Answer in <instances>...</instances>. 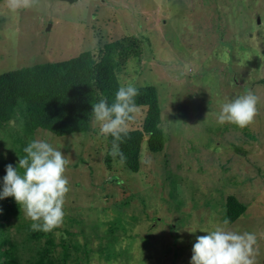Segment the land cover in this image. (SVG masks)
Masks as SVG:
<instances>
[{
	"label": "rangeland",
	"instance_id": "obj_1",
	"mask_svg": "<svg viewBox=\"0 0 264 264\" xmlns=\"http://www.w3.org/2000/svg\"><path fill=\"white\" fill-rule=\"evenodd\" d=\"M123 37L138 41L140 55L117 80L155 88L161 151H148L144 136L131 173L93 118L85 134L54 137L25 133L15 114L0 126V191L6 165L18 167L23 149L44 140L70 160L64 222L50 232L53 254L69 245L65 264H190L196 237L222 225L227 196L245 211L226 227L254 233V264H264V0H36L17 11L0 0V74ZM249 90L258 98L253 123H218L221 106ZM30 224L13 197L0 199V238L21 263L44 245L29 239Z\"/></svg>",
	"mask_w": 264,
	"mask_h": 264
},
{
	"label": "trees",
	"instance_id": "obj_2",
	"mask_svg": "<svg viewBox=\"0 0 264 264\" xmlns=\"http://www.w3.org/2000/svg\"><path fill=\"white\" fill-rule=\"evenodd\" d=\"M138 47L136 39L123 37L99 46L95 52L84 51L64 61L22 67L0 74V126L9 123L18 114L24 132L28 134L36 130L54 137L87 133L93 118L92 105L99 101L101 95L109 105L114 102L120 87L117 73L127 59L138 58ZM260 83L264 85V80ZM136 88L139 93L135 97L136 108H144V116L138 129L122 134L120 150L124 154V162L119 156L115 157L131 173L138 171L140 144L144 136H147L146 147L151 153H158L163 147L156 90L152 86ZM105 140L112 149L113 138L108 136ZM105 164L109 166L108 157ZM244 211L245 206L236 198H225L223 218L229 224ZM27 229L30 240L37 242L44 239V245L35 249L29 260L21 263L15 254L16 245L0 238V264H65L69 257V245L62 243L60 254L55 255L50 232ZM105 254V258L110 257L109 251Z\"/></svg>",
	"mask_w": 264,
	"mask_h": 264
},
{
	"label": "clouds",
	"instance_id": "obj_3",
	"mask_svg": "<svg viewBox=\"0 0 264 264\" xmlns=\"http://www.w3.org/2000/svg\"><path fill=\"white\" fill-rule=\"evenodd\" d=\"M6 3L10 10L17 11L32 7L36 0H6ZM138 94L137 88L129 83L118 87L111 105L102 95L92 105L93 122L99 126V135L105 139L113 138L109 154L113 158L119 156L121 162L125 160L120 150L122 134H126L127 122L137 111L135 97ZM257 104V96L249 90L221 106L218 123L245 128L253 123ZM23 152L26 155L18 162L22 173L18 167L6 165L0 199L13 197L31 221L32 231L51 232L64 222L65 199L70 191L65 173L70 160L44 140L30 142ZM228 224L225 219L222 225L205 232L206 235L196 237L190 264H254L255 234L232 231L226 227Z\"/></svg>",
	"mask_w": 264,
	"mask_h": 264
},
{
	"label": "water",
	"instance_id": "obj_4",
	"mask_svg": "<svg viewBox=\"0 0 264 264\" xmlns=\"http://www.w3.org/2000/svg\"><path fill=\"white\" fill-rule=\"evenodd\" d=\"M61 1H71V0H61Z\"/></svg>",
	"mask_w": 264,
	"mask_h": 264
}]
</instances>
